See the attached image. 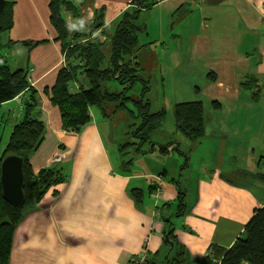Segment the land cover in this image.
I'll return each instance as SVG.
<instances>
[{
  "label": "crops",
  "instance_id": "1",
  "mask_svg": "<svg viewBox=\"0 0 264 264\" xmlns=\"http://www.w3.org/2000/svg\"><path fill=\"white\" fill-rule=\"evenodd\" d=\"M4 1L12 4L13 25L0 57L13 70H28L45 127L44 139L31 156V169L37 174L52 168L66 175L64 183L49 190L17 227L9 264H140L161 246L163 223L157 208L176 202L174 179L189 205L188 212L174 219V235L189 256L203 259L211 244L229 248L253 210L264 206V182L251 178L260 172L259 156L264 159V152L257 154L255 147L259 140L255 130L258 125L262 128L264 117V0H161L144 18L145 33L137 35L141 64L152 54L158 56L167 115L163 130L175 133L176 104L200 101L207 112L205 139L192 155L200 152L201 160L210 158L212 166L203 163L200 175L186 176L193 191L180 183L192 155L182 170L179 154L168 161L153 157L155 153L137 156L130 169L122 168L125 160L115 145L122 127L93 107L90 122L78 134L63 130L59 110L43 90L54 85L72 41L60 42L51 27L49 0ZM73 1L78 16L63 11L69 33L87 32L95 12L103 8L104 25L91 37L101 44L107 64L113 35L131 0ZM177 11L187 14L177 18ZM111 26L114 29L109 31ZM44 40L29 52L22 44ZM153 42L160 46L152 49ZM211 72L213 81L208 77ZM245 75L256 78L262 87L256 103L248 101V94L240 97L239 83ZM214 101L219 111L213 110ZM12 103L16 109L1 110ZM19 110L20 97L0 105V127L14 123ZM180 140L189 145L188 140ZM205 141L211 142L212 150L202 147ZM134 166L141 171L135 172ZM133 189L141 191L140 203L132 197Z\"/></svg>",
  "mask_w": 264,
  "mask_h": 264
},
{
  "label": "trees",
  "instance_id": "2",
  "mask_svg": "<svg viewBox=\"0 0 264 264\" xmlns=\"http://www.w3.org/2000/svg\"><path fill=\"white\" fill-rule=\"evenodd\" d=\"M159 1L161 0H131L129 8L118 22L111 42V56L106 64L101 44L91 37L104 25L103 8L95 12L87 32L69 33L63 11L77 17L78 9L74 1L49 0L51 27L56 31L60 42L71 40L72 43L64 52V62L57 72L54 85L45 88L43 93L59 110L62 128L67 133L78 134L90 122V107H96L109 122L123 124L122 132L126 140H119L117 144L115 142L117 154L121 160H125L120 164L122 168L130 169L133 159L143 154L157 153L165 157L176 151L182 159V170L188 164L191 151L206 136L205 125L208 118L202 102L179 103L174 107L175 133L183 135L190 145L188 150H183L180 141L163 134V105L156 104L152 107L150 102L143 100L144 93L150 88L136 74L144 70L139 59L140 51L137 50V33L142 32L144 27H139L136 20L142 11H148ZM175 15L177 18L182 17L178 11ZM12 25V4L0 0V50L7 45L4 37ZM41 43H45V40L22 42L28 52ZM15 44L17 43L10 42L8 45ZM28 73L25 69H11L3 57H0V105L16 97H20L22 102V111L19 112V118L14 120L8 141L0 153V161L7 154H14L22 159L24 193L22 205L13 207L2 199L0 191V264H9L13 236L19 224L36 210L49 190L66 180V175L59 170L48 168L34 174L31 169L30 159L44 139L45 127L40 119L37 90L31 86ZM213 74H208L211 81L215 80ZM137 82L143 87L141 93L133 97ZM239 87L240 97L248 94V101L251 103L260 101L263 95L262 87L254 77L245 75L240 80ZM211 106L214 111L220 110L216 101ZM154 107L156 109L152 110ZM155 133L162 134V138L155 137ZM127 134L131 140L127 139ZM263 160H259L258 166ZM251 178L264 182V172L257 171ZM225 180L230 184L234 183ZM174 181L178 190L176 202H167L157 208L158 219L163 223L161 246L140 264H264V206L253 210L242 233L229 248L211 244L203 259L193 260L174 235V219L189 210L187 194L180 189L179 181ZM131 195L137 203L141 202L139 189H133Z\"/></svg>",
  "mask_w": 264,
  "mask_h": 264
},
{
  "label": "rangeland",
  "instance_id": "3",
  "mask_svg": "<svg viewBox=\"0 0 264 264\" xmlns=\"http://www.w3.org/2000/svg\"><path fill=\"white\" fill-rule=\"evenodd\" d=\"M185 11H190V9L186 8ZM147 14H148V11H146V12L142 11L139 14L138 19L136 20V23L138 24L139 27L140 26L144 27V30L142 32H138L137 35H139L141 33H145V28H146L145 23L146 22H144V18H147L146 17ZM186 14H187V12H185L183 15H186ZM112 29H114V26L113 27L111 26L108 30L110 31ZM139 41H140L139 38H137V43H139ZM149 45L151 46L152 49H157L160 46V45H156V42L150 43ZM11 60H12L11 57H8L7 62H9L11 64ZM138 62H139V60H138ZM142 65H143L142 67L144 68V70H141V72H137L136 74L141 80L146 81L147 85L150 88V90H148L146 93H144L143 100H147L148 102H150V104H152V107L155 106L156 104H158V105L162 104L163 107L165 108L164 102L161 101V97L163 96V95H161V88H162V80L161 79L162 78L160 76L161 72H159L158 56L156 54L153 57L149 56V58L146 60V62L142 63ZM110 85L116 86V84L114 85V83H110ZM142 87H143V85L140 82L136 83V85H135L136 93H133L134 94L133 97H135L136 95H139L141 93V88ZM162 92H163V88H162ZM12 105H13V103L11 105H9V106H3V107H1V110L3 111L5 109H7V108H11V109L15 108L16 109L17 106L16 105L12 106ZM93 109L99 111L96 107H93ZM154 109H156V108L155 107L152 108V110H154ZM20 111H22V102H21V100H20V110H19V112ZM165 121H167V115H165V117H164V126H165ZM12 125H13L12 122H7V124H4V125H2L0 127V153L3 151L5 145H6L7 141H8ZM261 125H262L261 129H259L260 125H258L256 130H255L256 136L259 138V140H255L254 139L255 140L256 153L259 154V155H261V152H264V117H262V124ZM118 127L119 128L123 127V124L118 126ZM163 134L166 137H172L173 139H175L177 141H179L181 138L186 139L181 134L179 135V137H177V133L169 134V133L165 132L164 130H163ZM154 136L157 137V138H162V134L155 133ZM117 138L119 140H122V141L126 140V137L124 136V132H121V137L117 136ZM127 139L131 140L130 135H128ZM210 144H211V142L205 141L202 144V147H204V149L208 148V150H212L211 147H210ZM151 146L152 145H150V147ZM189 146L190 145H188V146L183 145L182 149L183 150H188ZM111 150H113V153L116 152L114 147ZM192 153H193V151H191L190 157H191ZM171 154H173V155H171ZM175 154L177 155L178 153L176 151H173L172 153L168 154L167 156L161 157L159 154L155 153V155L153 157H157V158L161 157V160H168L169 161V160H172V156L174 158H176V159L178 158V157H176ZM259 158H261V157L259 156ZM259 158H258V160H260ZM155 160H157V159H155ZM208 160H210V158H204V160H201L200 152H197V153L195 152L192 155V157H191V165H190V167L188 166V167H186L183 170L182 177L180 179V183H181L183 188L188 189L189 191H193L194 190L193 187H192V189H190V186H188V184L186 183V181H185V179H187L186 176L187 177L188 176H193V177L196 176L197 177L198 175H200L199 174V171H200L199 168L203 165V163H205V165L208 168L212 166L211 162H209ZM238 162H240V161L238 160ZM187 168H189V169L187 170ZM133 169L135 170V172L141 171L139 169V167H137V166H134ZM258 170L260 172H261V170L264 171V160L262 161V164L260 165ZM201 176H203V175L201 174ZM189 181H191V180L189 179ZM164 182L166 183L167 181H164ZM235 182L236 183H243L242 181H235ZM254 191L256 193L258 192V190L255 187H254ZM146 200H148V196L145 197V201Z\"/></svg>",
  "mask_w": 264,
  "mask_h": 264
},
{
  "label": "water",
  "instance_id": "4",
  "mask_svg": "<svg viewBox=\"0 0 264 264\" xmlns=\"http://www.w3.org/2000/svg\"><path fill=\"white\" fill-rule=\"evenodd\" d=\"M23 162L19 156L7 154L0 161V191L2 199L13 207L24 201Z\"/></svg>",
  "mask_w": 264,
  "mask_h": 264
},
{
  "label": "built area",
  "instance_id": "5",
  "mask_svg": "<svg viewBox=\"0 0 264 264\" xmlns=\"http://www.w3.org/2000/svg\"><path fill=\"white\" fill-rule=\"evenodd\" d=\"M159 182V181H158Z\"/></svg>",
  "mask_w": 264,
  "mask_h": 264
}]
</instances>
